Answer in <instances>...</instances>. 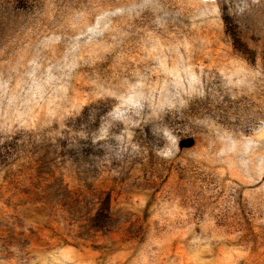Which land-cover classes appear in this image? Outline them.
<instances>
[{
  "label": "rangeland",
  "instance_id": "374dc122",
  "mask_svg": "<svg viewBox=\"0 0 264 264\" xmlns=\"http://www.w3.org/2000/svg\"><path fill=\"white\" fill-rule=\"evenodd\" d=\"M0 264H264V0H0Z\"/></svg>",
  "mask_w": 264,
  "mask_h": 264
}]
</instances>
